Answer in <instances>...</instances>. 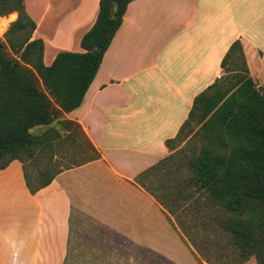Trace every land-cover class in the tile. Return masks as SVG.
Returning <instances> with one entry per match:
<instances>
[{
	"label": "crops",
	"instance_id": "obj_1",
	"mask_svg": "<svg viewBox=\"0 0 264 264\" xmlns=\"http://www.w3.org/2000/svg\"><path fill=\"white\" fill-rule=\"evenodd\" d=\"M98 2L23 0L45 65L59 51H83ZM16 17L0 16L4 30ZM235 39L255 81L264 75V0H131L80 105L64 114L100 157L63 169L34 193L18 159L0 169V264H65L87 228L152 251L164 246L171 225L135 177L171 153L165 140L222 75Z\"/></svg>",
	"mask_w": 264,
	"mask_h": 264
},
{
	"label": "trees",
	"instance_id": "obj_2",
	"mask_svg": "<svg viewBox=\"0 0 264 264\" xmlns=\"http://www.w3.org/2000/svg\"><path fill=\"white\" fill-rule=\"evenodd\" d=\"M130 1L99 0L80 40L83 51H59L45 65L23 0H0V16L17 13L0 38V169L18 159L31 193L63 169L100 157L81 125L64 114L80 105ZM220 67L222 75L195 95L177 133L165 140L171 153L135 181L196 259L244 264L254 256L264 264V87L249 75L239 39ZM67 146L88 156L58 164L53 158Z\"/></svg>",
	"mask_w": 264,
	"mask_h": 264
},
{
	"label": "rangeland",
	"instance_id": "obj_3",
	"mask_svg": "<svg viewBox=\"0 0 264 264\" xmlns=\"http://www.w3.org/2000/svg\"><path fill=\"white\" fill-rule=\"evenodd\" d=\"M4 28L3 26L0 27V33L5 31ZM254 82L257 87L262 88L264 75ZM40 129L36 127L31 131L36 133ZM87 156V152L67 146L60 149L58 155L54 156L53 159L62 165L82 162ZM171 228L173 232H171L166 244L153 251L131 244L124 238L111 237L104 228H87L74 240L75 245L72 247L74 251L65 261V264H179L173 257H177L183 264L188 262L208 264L196 259L191 248L180 238L177 230L172 225Z\"/></svg>",
	"mask_w": 264,
	"mask_h": 264
},
{
	"label": "built area",
	"instance_id": "obj_4",
	"mask_svg": "<svg viewBox=\"0 0 264 264\" xmlns=\"http://www.w3.org/2000/svg\"><path fill=\"white\" fill-rule=\"evenodd\" d=\"M4 32H5V31H4ZM4 32H3V33H4ZM3 33H2V32L0 33V38H3Z\"/></svg>",
	"mask_w": 264,
	"mask_h": 264
}]
</instances>
